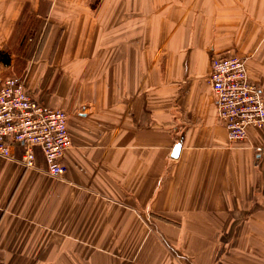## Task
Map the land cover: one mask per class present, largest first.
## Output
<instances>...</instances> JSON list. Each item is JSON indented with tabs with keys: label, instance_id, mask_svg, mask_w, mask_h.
Masks as SVG:
<instances>
[{
	"label": "crops",
	"instance_id": "obj_1",
	"mask_svg": "<svg viewBox=\"0 0 264 264\" xmlns=\"http://www.w3.org/2000/svg\"><path fill=\"white\" fill-rule=\"evenodd\" d=\"M212 57L264 100V0H0V81L72 143L62 180L0 157V264H264V130L229 141Z\"/></svg>",
	"mask_w": 264,
	"mask_h": 264
},
{
	"label": "built area",
	"instance_id": "obj_2",
	"mask_svg": "<svg viewBox=\"0 0 264 264\" xmlns=\"http://www.w3.org/2000/svg\"><path fill=\"white\" fill-rule=\"evenodd\" d=\"M209 84L216 103L219 121L231 143L247 140L248 130H264V100L257 85L249 80L245 61L239 57H212ZM65 111L47 109L28 91L18 77L0 81V157L16 160L21 150V164L36 169L40 150L46 174L62 180L66 174L61 160L71 147ZM262 148H257L258 153Z\"/></svg>",
	"mask_w": 264,
	"mask_h": 264
},
{
	"label": "water",
	"instance_id": "obj_3",
	"mask_svg": "<svg viewBox=\"0 0 264 264\" xmlns=\"http://www.w3.org/2000/svg\"><path fill=\"white\" fill-rule=\"evenodd\" d=\"M178 151H179V147H176V149H175V151H174V155H175V156L177 155Z\"/></svg>",
	"mask_w": 264,
	"mask_h": 264
},
{
	"label": "rangeland",
	"instance_id": "obj_4",
	"mask_svg": "<svg viewBox=\"0 0 264 264\" xmlns=\"http://www.w3.org/2000/svg\"><path fill=\"white\" fill-rule=\"evenodd\" d=\"M46 7H47V4H46Z\"/></svg>",
	"mask_w": 264,
	"mask_h": 264
}]
</instances>
